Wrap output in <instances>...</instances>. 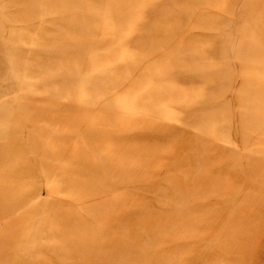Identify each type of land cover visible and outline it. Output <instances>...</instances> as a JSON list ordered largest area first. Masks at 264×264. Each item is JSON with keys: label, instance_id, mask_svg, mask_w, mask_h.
<instances>
[{"label": "rangeland", "instance_id": "374dc122", "mask_svg": "<svg viewBox=\"0 0 264 264\" xmlns=\"http://www.w3.org/2000/svg\"><path fill=\"white\" fill-rule=\"evenodd\" d=\"M0 264H264V0H0Z\"/></svg>", "mask_w": 264, "mask_h": 264}]
</instances>
